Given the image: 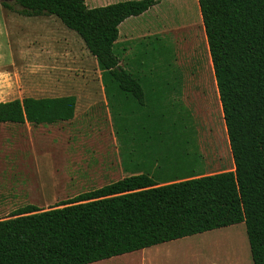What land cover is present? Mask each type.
<instances>
[{
    "label": "trees",
    "instance_id": "trees-1",
    "mask_svg": "<svg viewBox=\"0 0 264 264\" xmlns=\"http://www.w3.org/2000/svg\"><path fill=\"white\" fill-rule=\"evenodd\" d=\"M158 1L2 4L24 16L55 15L76 31L97 60L108 104L113 96L115 108L136 120L131 103L142 100V82L119 64L114 47L119 25ZM198 1L234 169L179 175L154 163V172L131 173L49 208L26 204L0 219V264H88L240 222L253 263L264 264V0ZM76 106L73 94L14 98L0 101V122L56 124L73 119Z\"/></svg>",
    "mask_w": 264,
    "mask_h": 264
},
{
    "label": "rangeland",
    "instance_id": "rangeland-1",
    "mask_svg": "<svg viewBox=\"0 0 264 264\" xmlns=\"http://www.w3.org/2000/svg\"><path fill=\"white\" fill-rule=\"evenodd\" d=\"M2 1L0 101L27 96L77 97L75 117L68 121L36 126L0 122L2 210L13 212L29 201L42 208L51 207L128 176L139 164L156 163L179 175L234 169L214 72H183L193 54L205 57L207 37L199 14L189 19L180 7L181 0H161L159 10L151 14L152 27L157 28L159 19L165 18L167 27L170 20L173 29L152 37L148 49L153 79L163 74L169 102H160L155 95L153 101L141 104L133 97L131 106L138 108L136 120L115 108L117 99L113 96L108 104L101 72L76 31L55 15H20L3 6ZM5 1L19 7L15 0ZM187 75L191 79L203 76L201 84L197 81L191 85L194 99L187 102L183 94L180 102L172 99L178 91L177 82L186 80ZM119 125H123V131ZM166 158L168 165L162 160ZM102 261L254 264L244 222Z\"/></svg>",
    "mask_w": 264,
    "mask_h": 264
},
{
    "label": "crops",
    "instance_id": "crops-1",
    "mask_svg": "<svg viewBox=\"0 0 264 264\" xmlns=\"http://www.w3.org/2000/svg\"><path fill=\"white\" fill-rule=\"evenodd\" d=\"M85 1H89L90 5L98 4V2H102L101 4L104 5V4L114 3V2L123 1V0H85ZM160 4H161V0H159L157 4L152 6L150 9H148L144 13L137 15V16H130L127 19H125L119 25V37L114 47L117 55L119 56V64L122 67L126 68L127 70L133 72V74L137 76L142 82L143 96H142L141 101L138 100L139 103L141 104L149 103L153 101L154 100L153 96L155 95H156V99H158V101L160 102L166 103V101L169 102V99H170L169 96L166 95L167 90H168V87H167L168 83L163 78L164 77L163 74L162 75L158 74L156 76V79L155 80L153 79L152 61L149 56V50H148L151 44H153V40H151L152 37H154L155 35L160 36L161 34H165L166 31L173 30L171 26V21L170 20L168 21V27H167L166 25L167 21L165 18L159 19L157 28H154L151 26L152 24L151 14L159 10ZM90 5L88 6L90 7ZM180 7L185 10V14L186 15L188 14L189 19L194 20L196 14L197 15L199 14V16L201 17L200 24H202L203 29H204L201 9H200L198 0H181ZM205 37H206V33H205ZM159 39H157L156 42H159V44L162 45L163 43L162 41H160L161 39L160 40ZM206 45H207V54L205 55V57L200 58L198 55L195 56L193 54L191 61H189L191 64L188 65L187 69L183 72H214L213 61H212L207 38H206ZM93 59L95 60L97 64L96 58L94 57ZM194 67H196L194 71L189 70ZM98 70L99 72H101L99 67H98ZM186 77L189 80L186 79L184 81L181 80L180 82H177L179 86L177 87L178 91L176 93V97L172 99H175L176 101L180 102V98L182 94H183L182 98H186L187 102H190V100L194 99V96L190 95L191 94L190 92L193 91L191 85L193 83H195L196 85L197 81H199L201 84L203 82V76L201 75L200 78L196 76L193 79L189 78V75H187ZM185 93H189V96H185ZM66 95H69V94H66ZM76 109H77V106H76ZM152 166L153 165H150V164L148 165L139 164L135 166V168L132 169L130 172L131 173L140 172V171L141 172L142 171L154 172L155 168ZM29 203L30 201L27 204ZM38 207L42 208L41 206H38ZM46 208H49V207H46ZM11 212H12L11 210L4 211L0 207V215L3 213H6V215L0 216V219L8 217L9 216L8 214H10ZM88 264H112V263L99 260V261H95V262L88 263Z\"/></svg>",
    "mask_w": 264,
    "mask_h": 264
}]
</instances>
